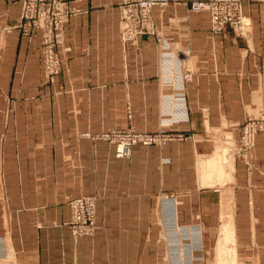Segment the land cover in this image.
Listing matches in <instances>:
<instances>
[{"label":"crops","instance_id":"1","mask_svg":"<svg viewBox=\"0 0 264 264\" xmlns=\"http://www.w3.org/2000/svg\"><path fill=\"white\" fill-rule=\"evenodd\" d=\"M64 1L79 11L56 34L55 83L45 80L39 30L0 34V243L10 264H161V246L169 264H264V132L239 153L241 126L264 93V0H242L244 37L212 34L208 14L177 0L154 6L156 35L133 41L120 36L121 0ZM20 12L21 0H0V24ZM84 103L101 118L128 104L144 131L176 119L172 131L187 136L133 148L125 186L98 193L94 236L73 240L50 223L68 220L67 205L34 202L52 203L53 147L68 150L69 135L85 132ZM26 228L32 238L16 243L13 232Z\"/></svg>","mask_w":264,"mask_h":264},{"label":"rangeland","instance_id":"2","mask_svg":"<svg viewBox=\"0 0 264 264\" xmlns=\"http://www.w3.org/2000/svg\"><path fill=\"white\" fill-rule=\"evenodd\" d=\"M177 0H170V2L165 5L168 6L176 2ZM194 0H188L185 2L188 11L190 3ZM121 2V1H120ZM120 4V3H119ZM238 5L243 16L247 19L248 17L243 13L242 9V0H238ZM159 6V7H165ZM192 12V11H190ZM21 13V12H20ZM196 13V12H193ZM208 14L210 18V31H211V17L207 12H198ZM120 14V10H119ZM151 20L152 25L155 29L156 35L157 27L154 23L151 10ZM249 20V19H248ZM19 22V20H18ZM17 22V23H18ZM15 24H0V34L6 32V28L16 25ZM251 29V28H250ZM18 30V29H12ZM10 30V31H12ZM120 30V29H119ZM19 31V30H18ZM232 31V30H231ZM233 32V31H232ZM250 32V31H249ZM32 33V32H31ZM41 33V32H40ZM212 33V31H211ZM57 34V33H56ZM213 34V33H212ZM249 34V33H248ZM121 36V35H120ZM138 37V36H137ZM136 37V38H137ZM133 41V40H129ZM57 44V43H56ZM42 50V44H41ZM55 51L56 46H55ZM57 57L61 61L60 72L62 68V59L57 53ZM43 64V58H42ZM45 80L49 83H55L56 76L52 80L48 79L44 70ZM57 93V92H55ZM95 104L84 103L81 114L83 115V127L85 132L79 133L77 135H69V145L68 150L60 149V146L53 147V170L54 173L56 170H61V175H59L56 180L54 175V182H52L54 198L56 193H59V196H72L66 200V203H62L53 198L51 204H45L44 200H35V205L38 207V210L42 209L41 207L46 206L48 210L55 208H62L67 205L69 210V218L66 221H58L54 218L52 220L51 226L57 227L62 226L66 227L70 233L73 240H77L84 237H93L96 229V204L99 199V191L101 193H113L114 186L124 187L125 182L122 180L124 177V164L123 162L131 159L132 150L137 146L143 147H164L171 142L180 141L186 138L187 134L181 131H172L171 126L176 122V119H167V118H158V127L155 131H144L139 130L134 125H131L130 111L128 104L124 103H115L110 104L114 111L109 112L107 118L97 117L101 115L93 107ZM103 114V113H102ZM165 131L164 135H167L168 138L156 140L151 143H146L144 139L145 136L162 134ZM177 135H183V138L178 139ZM58 139H61L62 136H54ZM65 172V173H64ZM62 179V180H61ZM42 185V184H40ZM66 197V198H67ZM79 199H88L91 201L90 206H84L82 213L86 217L88 213H91L93 219V228L89 232L84 231V229L78 231L81 224L75 222L77 219L74 216L73 202ZM7 200H0V202ZM54 212V211H53ZM43 219V217H38ZM81 222V219H79ZM38 227H41V223L38 222ZM23 226H27L23 224ZM15 242L20 244L22 241L27 243V241L32 238V231H29L27 228L24 231H14ZM3 239L2 236H0ZM53 239H56L55 237ZM162 242L160 243L161 246ZM2 249V250H1ZM11 249V248H10ZM7 249L6 246L0 243V264H10L12 257V249ZM21 249V248H19ZM28 248H25L27 250ZM140 248H134V250H139ZM167 247L161 246L160 253V262L161 264H169V252Z\"/></svg>","mask_w":264,"mask_h":264},{"label":"built area","instance_id":"3","mask_svg":"<svg viewBox=\"0 0 264 264\" xmlns=\"http://www.w3.org/2000/svg\"><path fill=\"white\" fill-rule=\"evenodd\" d=\"M170 0H121L120 10V35L123 41L135 40L143 34L153 35L155 29L152 25L151 10L154 6H165ZM192 12H207L211 17V31L213 34L232 30L238 36L244 37L250 31L249 20L242 15L238 0H194L190 3ZM79 10L70 6L64 0H21V13L19 22L6 28V32L18 29L23 35H30L33 30L41 32L42 58L46 76L52 80L60 72L61 61L55 51L56 33L59 32L71 16ZM190 73L182 74L187 81ZM264 132V93L256 115L248 117L241 126L239 153L243 156L250 152L254 144L255 135ZM148 135L143 137L146 143H151L167 135ZM178 139L183 135H177ZM90 206L88 199H79L73 202L75 222L81 224L78 231L84 229L89 232L93 228L91 213L85 217L82 211L84 206ZM81 219V222L79 221ZM183 264H201L196 259H186Z\"/></svg>","mask_w":264,"mask_h":264},{"label":"bare ground","instance_id":"4","mask_svg":"<svg viewBox=\"0 0 264 264\" xmlns=\"http://www.w3.org/2000/svg\"><path fill=\"white\" fill-rule=\"evenodd\" d=\"M223 234V233H222ZM225 236V235H224ZM225 238H227V237H225ZM226 240V239H225Z\"/></svg>","mask_w":264,"mask_h":264}]
</instances>
